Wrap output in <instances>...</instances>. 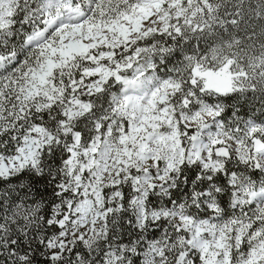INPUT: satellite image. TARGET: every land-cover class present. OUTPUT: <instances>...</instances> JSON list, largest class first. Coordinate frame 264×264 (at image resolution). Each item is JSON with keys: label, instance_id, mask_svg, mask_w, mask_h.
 Here are the masks:
<instances>
[{"label": "snow or ice", "instance_id": "snow-or-ice-1", "mask_svg": "<svg viewBox=\"0 0 264 264\" xmlns=\"http://www.w3.org/2000/svg\"><path fill=\"white\" fill-rule=\"evenodd\" d=\"M0 264H264V0H0Z\"/></svg>", "mask_w": 264, "mask_h": 264}]
</instances>
